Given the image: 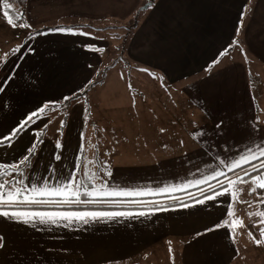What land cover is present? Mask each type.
<instances>
[{
	"label": "rangeland",
	"instance_id": "1",
	"mask_svg": "<svg viewBox=\"0 0 264 264\" xmlns=\"http://www.w3.org/2000/svg\"><path fill=\"white\" fill-rule=\"evenodd\" d=\"M250 1L247 8L253 6V10L244 15L242 24L240 17L237 32L244 36V43L235 46L237 50L233 54L224 53L222 47L230 44L229 23L231 16L235 22L238 15L223 11L225 0H155L153 4L150 0H139L140 6L130 16L124 6L118 16L66 20L68 28L76 34L46 31L24 42L17 39L25 38L28 28L12 24L11 35L17 36L8 44H0L3 52L0 81L5 82L0 91V134L9 132L48 102H59V107L56 111L47 110L43 119L37 118L13 143L0 144V164L18 166L15 172L9 167L8 174L0 179L9 181L10 187L15 188L21 187L15 178L19 176L24 180V188L32 185L51 189L50 177L43 176L46 172L41 166H48L52 160L62 165L59 171L70 169L69 173L74 174L75 183L82 185L81 198L87 197L83 193L91 191V186L97 187L99 181L102 186L107 184L104 179L107 180L109 169H115L117 180L113 186L106 185L105 192H138L136 186L140 183L136 180L145 175V164L147 172L167 165L159 155L160 143L169 145L163 148L170 154L169 162L176 157L184 166L195 153L190 139L194 133L199 134L200 126H203L202 134H208L209 128L217 125L241 134L249 109L244 105L248 98L243 97L239 83L241 69L248 73L246 80L253 90V105L264 121V0ZM49 25L57 27L58 23ZM233 27L237 28V24L233 23ZM15 42L18 46L13 45ZM33 45L34 50L29 54ZM18 47L21 51L13 53L12 49ZM73 93L79 94L73 96ZM64 96L72 97L71 101H63ZM61 120L65 121L63 127ZM41 129L42 143L37 139ZM33 140L38 145L35 155L21 164ZM58 140L63 145L60 149L56 147ZM150 145H158L159 149L152 150ZM90 147L96 149L92 151V158L86 155ZM56 155L61 158L55 159ZM208 161L211 165H201V173L211 181L221 169H214L215 164ZM175 166L174 174L178 176L182 167ZM223 172L228 173L229 169L226 167ZM244 179L248 182L241 183L242 187H232L231 191L238 192L241 197L238 200L247 203L233 204L231 210L238 207L240 212H235L234 216L226 214L214 224L224 225L217 231H226L239 247L238 254L228 255L227 261L264 264V235H261L264 217L259 215L264 190L258 194L252 192L260 181ZM175 180L179 188L182 183L191 185V181L176 177ZM87 223L90 231L99 233L104 225L93 219H88ZM151 223L135 222L120 233L124 235L125 230L135 225ZM50 224L53 223L46 226ZM119 228L118 223L105 225L107 234L101 240L89 234L87 242L110 252L84 245L82 253H52L48 250V230H45L42 239L30 246L19 251L12 248L4 257L0 254V264H194L208 261L192 260L194 254L199 257L202 253L198 245L206 234L200 237L167 235L158 237L160 240L156 242L150 240L141 246L122 247L117 245ZM124 237L129 240L132 233ZM73 239H77L75 235ZM114 248L119 251L113 254ZM118 256L125 258L118 259Z\"/></svg>",
	"mask_w": 264,
	"mask_h": 264
},
{
	"label": "crops",
	"instance_id": "2",
	"mask_svg": "<svg viewBox=\"0 0 264 264\" xmlns=\"http://www.w3.org/2000/svg\"><path fill=\"white\" fill-rule=\"evenodd\" d=\"M226 6L223 11L230 13L231 15H238L236 21L233 22L232 16L231 21L229 23L230 36L229 39H232V29L233 23L238 24L240 22L241 14L249 13V9L247 8V4L249 0H225ZM155 3V0L154 2ZM152 3V4H153ZM1 4V0H0ZM139 0H26L25 5V24L30 25L27 27L26 35L29 33L30 29L37 26L49 25L52 23H58V26L55 28H64L69 29V24H67L66 20H74V19H95L100 20L101 18H107L108 15L118 16L120 14V9L124 7V9L128 8L127 15L130 16L136 8L139 7ZM253 10V8H252ZM3 10L0 12V44L5 43L8 44L12 37L11 35V25L8 23V18L4 16ZM107 15V16H105ZM126 15V16H127ZM111 28H115L116 26H110ZM54 28V29H55ZM71 29V28H70ZM50 31V30H48ZM47 31V32H48ZM10 32V37L8 33ZM46 31L42 32L45 33ZM21 35V34H20ZM37 36V34L28 36L26 38L20 37L17 40H21L24 42L25 40H33V38ZM227 37V35H226ZM14 46H18V43L15 42ZM34 45L30 49L29 54L34 50ZM3 52L0 51V55ZM213 61V60H211ZM233 67H231L232 69ZM240 77L242 80L239 83L242 86V94L247 102H244V105H248V113L245 115V125L242 127V132L238 134H234L232 131H227L228 127L224 126L223 128H218L215 126L213 129L209 128L208 134H202L203 126L199 127V134L194 133V136L191 137L190 142L195 145V153L191 156L190 161L186 165H180L178 159L175 157L173 160L169 162L170 154L165 151L163 148L169 146L166 143H160L161 152L159 155L163 156L167 162V165L163 164L161 170H150L146 171L147 165H144L145 175L140 179H137L136 182H139L140 185L136 186L138 192H157L161 194H173L176 192H180L186 189H191L201 184L206 183L205 178L202 177L201 173V165L210 164L208 160H210L214 166V169L222 171L224 170L225 165L224 161L230 160L236 157L240 153L247 152L249 148L255 149L256 145L264 142V121L260 120L259 114L255 110L252 101V87L251 84H248L247 77L248 73L241 69ZM16 78L19 79V76L16 75ZM24 79L21 77V80ZM219 101V100H217ZM188 116V114H186ZM174 119V118H173ZM177 120V119H176ZM167 123V122H166ZM161 124H164V121H161ZM249 129L255 130L254 132H249ZM259 131V133H258ZM37 141V140H36ZM34 140L31 142V144ZM152 150L159 149L158 145H150ZM163 149V150H162ZM38 150H42L39 148ZM96 150L94 147H90V150H87V156H91L92 151ZM158 152V151H154ZM79 157V156H78ZM75 158V162L78 164L79 158ZM94 157V156H93ZM78 158V159H77ZM72 160H69L71 163ZM95 164V161H94ZM182 167L179 171L178 176L174 174L176 170V166ZM211 165V164H210ZM49 166V167H48ZM48 166H41L45 173L43 176H48L49 181L52 183V188H55L58 183L67 182V178L69 176V170L65 169L63 171H59L62 165L55 164L52 160ZM244 171L241 173L243 174ZM106 174V173H105ZM135 174V172H132ZM107 180L104 179L107 186H113L114 182H116V171L115 169L108 170ZM93 176V174H92ZM175 177L181 181H191V185L182 183L180 188L176 187ZM18 183H21L20 188H24V180L19 176H15ZM203 179V180H202ZM209 181V180H207ZM113 182V184L111 183ZM134 183L135 181H130ZM94 183V182H93ZM105 185V186H106ZM102 186V181H99L97 187L91 186V190L93 188L99 189ZM103 186V190L106 188ZM229 186V184H228ZM237 188L242 187V184L235 185ZM32 186L30 185L27 188L29 191ZM208 187V186H207ZM17 188V187H15ZM212 186L207 189H211ZM110 189V188H109ZM164 190V191H161ZM179 190V191H178ZM232 187H229V193L225 195H219L216 199H206V197H211L215 195V193L220 192L217 190L212 192L204 197H201L195 201L187 202L181 205L168 206L164 208L157 209H107V210H92L90 209H26L21 207H16L14 209H7L8 211H19V212H51V213H69V212H111V213H125L123 216H115L112 218H98L95 219L97 223L104 224L100 233L94 230L90 231L87 222H78L73 221L71 223L60 220L56 223L50 224L46 226L48 223H40L39 220L24 223L15 219H9L4 216H0V254L3 255L8 252L10 249L15 248V251H19L21 248H25L30 246V243H33L36 240L42 239V233L45 230H48V246L50 252H55L59 254H74V253H82L84 251V245L90 246L93 250L101 251L108 250L107 248H99L89 241V234L92 233L97 235V238L101 240V238L107 234L105 231V225L111 223H118L120 225L119 230H116V234H119L126 227L134 224L135 222H146L152 221L150 225H135L133 228L129 230H125L124 235H119V239L117 240V245L122 247L131 246L137 244L141 246L143 242H152L159 241L157 238L164 237L167 235H190L196 236L197 233L206 234L203 237V240L199 242L198 248L203 250L200 256L198 257L194 254L192 260L198 259H206L208 261L200 262L196 261L194 264H235L233 261H227V256L237 255L238 246L234 243L233 240L228 237L226 231H214L206 232V228L212 227L215 221L221 220L226 214L231 210L233 204H237L238 201L234 198L235 196L240 197L238 192H232ZM169 191V192H168ZM257 192L258 189H257ZM200 193V192H199ZM153 194H145V195H133L130 197H151L155 196ZM105 196H96L93 199H99ZM129 197V196H122ZM40 199H48V198H59L63 199L62 196L57 197H38ZM81 201L86 200L89 197H79ZM120 198V197H115ZM74 199V198H73ZM197 201H204V203H197ZM71 204H77L75 202ZM85 204V203H79ZM78 204V205H79ZM88 204H97V202L88 203ZM21 205H35V204H21ZM63 205V204H60ZM67 205V204H64ZM128 205V204H127ZM185 205H187L185 207ZM20 206V205H18ZM235 208L237 205L234 206ZM260 209L262 208L259 206ZM48 210V211H46ZM233 210V209H232ZM234 211V210H233ZM261 211H263L261 209ZM234 212H240V209L237 207ZM143 213V215H141ZM264 217V216H263ZM164 221V223L162 222ZM170 223V224H169ZM48 227V228H47ZM112 228V227H110ZM131 232L132 237L128 240L125 239V235ZM74 235L77 239H73ZM201 235H198L199 237ZM116 241V240H115ZM229 243V246H228ZM62 246H58V245ZM104 244H102V247ZM81 247V248H79ZM86 251V250H85ZM119 251V248L113 249V254ZM108 252H110L108 250ZM125 258V256H118V259ZM116 259V258H114ZM121 261V260H119ZM61 264H64L63 262ZM70 264H73L72 262Z\"/></svg>",
	"mask_w": 264,
	"mask_h": 264
},
{
	"label": "snow or ice",
	"instance_id": "3",
	"mask_svg": "<svg viewBox=\"0 0 264 264\" xmlns=\"http://www.w3.org/2000/svg\"><path fill=\"white\" fill-rule=\"evenodd\" d=\"M12 6V0H4V8L9 9ZM151 7V5H148ZM4 16L8 17V23L13 24L14 20H21L22 14L16 17H12L8 11H4ZM243 13L241 14V24L243 21ZM20 27H30V25H26L21 23L19 25ZM50 31H58V32H69L73 33L72 29H64V28H56L51 29ZM239 32V29H237ZM45 33L38 32L37 35H43ZM76 34V33H73ZM80 34H87V33H80ZM233 44H238V41H233ZM21 48H14L12 49L13 53L20 52ZM224 53L222 52L221 55ZM23 57H21L22 59ZM11 79V78H9ZM4 81H0V91L3 90V84ZM76 94L73 93V96ZM63 101H71L72 97L64 96ZM59 107V102H48L45 105L41 106L39 109L32 111L28 117L21 121L17 126L13 127L9 132L0 134V144H11L13 143L17 137H19L23 132L28 130L31 125L36 121L37 118L43 119L44 113L51 109L52 111H56ZM49 123H51V120H49ZM65 124L64 120H61V127H63ZM47 124L44 125V128H47ZM219 128L220 125H217ZM43 129L40 130L39 136H37V139L42 143L43 142ZM57 149H60L63 147L62 143L58 140L56 143ZM38 148L37 143L34 141L27 149L28 155H25L22 160L20 161L21 164L27 163L30 161L31 157L35 155V152ZM61 157L60 155H56L55 159L59 160ZM225 167L229 169V171H235L237 168H244V165H250L251 171L244 170L243 176H238L236 181L229 180V186H224L222 182L221 183V191L215 193V195L211 197H206V199H216L219 195H225L229 193V187H234L237 184L241 183H247L244 179L245 176L249 178V180L252 181H260L258 184L259 189H264V142H261L260 144L256 145L255 149L249 148L247 152L240 153L236 157L224 161L223 162ZM12 167L13 172L18 170V166H9L0 164V177H4L6 174H8V168ZM255 173V175H253ZM221 175L226 176V173L221 171H216L214 179H218ZM207 182V180H205ZM219 182V181H218ZM22 183V181H21ZM191 183V182H189ZM82 185L75 183L74 181V174L70 173L67 182H61L58 183L55 188L49 189L47 187H32L29 191L28 189L24 188H12L10 187V182L5 181L3 179H0V216H4L9 219H15L20 222L28 223L32 221L39 220L40 223H56L60 220L67 221L69 223L73 221H83L87 222L88 219H98V218H112L115 216H123L125 213H111V212H69V213H51V212H32V213H26V212H19V211H8L7 209H14L18 205L21 204H71L73 202L79 204V203H93L94 197L96 196H133V195H145V194H160L157 192H130V191H112V192H105L103 190V186H101L99 189L93 188L91 191H85L83 195L89 197V199L80 200L81 193L79 192V189ZM8 189L5 191V189ZM179 188V186H177ZM164 191V190H161ZM215 191V190H214ZM252 192L257 191V188H252ZM57 197L62 196V200H50V199H40L38 197ZM74 198V199H73ZM238 202L240 203H247L245 201H239L238 196L234 197ZM197 203H204V201H197ZM261 204H264V199L260 200ZM187 205H185L186 207ZM143 215V213H141ZM228 215L234 216L235 212L233 210H230L228 212ZM251 215V214H250ZM259 215L264 216V211H261ZM235 223V221L233 222ZM261 223H264V220L261 221ZM224 224H227V221L224 222ZM240 224H242V221H240ZM221 223L214 224L211 228H206L205 231H214L220 227H222ZM197 235H201V233H197ZM251 235V233H249ZM261 235H264V228H261ZM257 244L260 243V241H256ZM169 251L171 252L172 249L170 248Z\"/></svg>",
	"mask_w": 264,
	"mask_h": 264
},
{
	"label": "trees",
	"instance_id": "4",
	"mask_svg": "<svg viewBox=\"0 0 264 264\" xmlns=\"http://www.w3.org/2000/svg\"><path fill=\"white\" fill-rule=\"evenodd\" d=\"M151 4L154 2V0H150ZM251 4V1L249 2ZM2 10L8 11L9 14L14 18L16 16H19L22 14L21 20H14V25H20L21 23L25 24V5L26 0H12V6L9 9L4 8V0H1ZM253 6L251 8H248L249 10H252ZM247 14V13H246ZM245 15V14H244ZM243 15V17H244ZM8 18V17H7ZM245 18V17H244ZM240 22L237 24V28L233 27L232 29V39L230 41V44L228 47H222L224 53L227 51L232 52V54L237 50V45H243L244 43V36L238 35L237 29H240ZM55 26L50 25H42L37 27H32L29 31V33L26 35V38L28 36H32L37 34L38 32H44L51 29H54ZM233 41H238V44H233ZM79 93H77L75 96H77ZM244 170L251 171V166L245 164L244 168H237L235 171H229L226 173V176H220L218 179H213L209 182H206L204 184H201L199 186H196L191 189H186L180 192H176L173 194H161V195H155L151 197H122V198H99L94 199V202H97V204H67V205H60V204H40V205H20L17 207L26 208V209H74V210H81V209H98V210H107V209H157V208H164L168 206H175V205H181L185 204L187 202L195 201L201 197H204L212 192H215L217 190L221 189V183H223L224 186H228L229 180L236 181L238 176H243L241 174ZM254 175V173H253ZM247 177V176H245ZM219 181V182H218ZM259 184V183H258ZM258 184L255 186V188L258 189L259 192L256 191V194L262 193L264 189H259ZM212 186L211 189H207L208 187ZM215 190V191H214ZM200 192V193H199ZM50 200H60L59 198H48ZM128 204V205H127ZM262 210L264 211V204L260 205Z\"/></svg>",
	"mask_w": 264,
	"mask_h": 264
},
{
	"label": "water",
	"instance_id": "5",
	"mask_svg": "<svg viewBox=\"0 0 264 264\" xmlns=\"http://www.w3.org/2000/svg\"><path fill=\"white\" fill-rule=\"evenodd\" d=\"M146 7V6H145Z\"/></svg>",
	"mask_w": 264,
	"mask_h": 264
}]
</instances>
